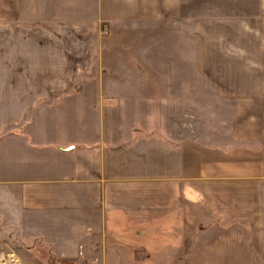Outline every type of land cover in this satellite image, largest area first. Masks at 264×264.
<instances>
[{
    "label": "crops",
    "instance_id": "obj_1",
    "mask_svg": "<svg viewBox=\"0 0 264 264\" xmlns=\"http://www.w3.org/2000/svg\"><path fill=\"white\" fill-rule=\"evenodd\" d=\"M190 1L0 0V225L29 243L10 264H48L40 238L54 264H264V0ZM177 62L234 102L231 155L148 136Z\"/></svg>",
    "mask_w": 264,
    "mask_h": 264
},
{
    "label": "rangeland",
    "instance_id": "obj_2",
    "mask_svg": "<svg viewBox=\"0 0 264 264\" xmlns=\"http://www.w3.org/2000/svg\"><path fill=\"white\" fill-rule=\"evenodd\" d=\"M187 1L189 0H185V2ZM190 2L188 4L192 6L193 2ZM214 4H218L215 8H220L218 12L214 13L215 16L256 15L257 13L256 0H198L195 6H192V10H199L198 15L200 16L209 15L215 11ZM186 6H184V11H189ZM222 9L226 12H222ZM185 14L188 15L189 13ZM148 56H152L149 57L152 61L148 60L150 64L151 62H157L160 66L161 57L165 58L160 51V46L155 47L154 44H148ZM170 69L172 71L170 97L166 101L152 103V108H148V136L160 137L169 141L172 145H192L194 148L213 149L215 152L225 155H231L232 152L239 149L232 136L234 102L219 98L211 90H208L204 84L198 90L197 85L192 82V74L185 76L183 63L170 64ZM86 82L88 80H82L79 85ZM130 143H120L116 147H124ZM11 166H16V164L12 163ZM15 175L13 169L5 172V176L10 179ZM142 227L136 226L140 229ZM4 228H6L4 224L0 225V264H10L8 255L5 253H13L10 252L13 248L20 245L25 246L29 243L24 237L14 236L13 233L7 234L8 230ZM154 228L158 230V234H161L166 226L159 222ZM47 239L53 242L56 237L47 235ZM38 243L40 245L38 256L42 260L48 261V264H54V258L58 252H52L54 250L53 246L45 238H40ZM148 243L150 247L156 250L161 245L153 238H150ZM58 255L71 262L77 261L79 263L78 260L83 259L82 256L78 255L74 258L75 252L69 248H63ZM143 255L147 260L146 264H160L159 252H148ZM98 256L101 260H98V262H102V254ZM13 260L16 262L15 258ZM38 262L33 260L30 264H39ZM108 264H110V258Z\"/></svg>",
    "mask_w": 264,
    "mask_h": 264
}]
</instances>
